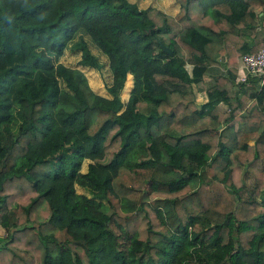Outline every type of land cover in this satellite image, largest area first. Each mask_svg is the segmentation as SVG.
<instances>
[{"label":"trees","instance_id":"1","mask_svg":"<svg viewBox=\"0 0 264 264\" xmlns=\"http://www.w3.org/2000/svg\"><path fill=\"white\" fill-rule=\"evenodd\" d=\"M175 1L0 0V264H264V0Z\"/></svg>","mask_w":264,"mask_h":264},{"label":"rangeland","instance_id":"2","mask_svg":"<svg viewBox=\"0 0 264 264\" xmlns=\"http://www.w3.org/2000/svg\"><path fill=\"white\" fill-rule=\"evenodd\" d=\"M129 1L134 2L138 7H146L148 5H152V6L158 7L159 9L162 10L160 4L157 3V1H159V0H129ZM78 56H79L78 52H74L71 50H65L64 53L61 55L60 60L63 63H66L70 66H79L76 64V60H77ZM79 67H81V66H79ZM103 67L106 68L105 65ZM81 68L84 71V74L86 75L87 82L90 85V87H92L94 89V91L101 92L104 94V91H103L104 89L102 86L103 77H102L101 71L100 72L94 71L91 68H85V67H81ZM218 72H219V70H218ZM215 73H217V72H213L212 74L209 75L208 72L205 71L204 79H206L208 81L211 80L214 77ZM129 82H130V78L127 79V83H126L127 87L125 88L124 93L129 88L128 87ZM201 99H202V95L197 94L195 100L197 102H199ZM251 102H253V99H250L247 102V104L249 105V104H251ZM81 170H84V162L81 164ZM248 181H249V178L247 179L246 182H248ZM211 188L213 189V187H211ZM75 189L77 192H83L82 188L79 187L78 185L75 186ZM212 189H211V192L213 193ZM207 195H208V191H207ZM222 195H221L222 203H220L218 207L223 209V210L227 209V207H231V209H232L233 206L235 205L234 200L233 199L232 200L231 199H228V200L224 199L226 197L224 195L223 196ZM261 209L262 208H258V206L254 205V204H242V205H238V206L236 205V207L234 209V213L240 218H246V217L252 216L254 214H257L258 212L261 211ZM3 236H5V231L2 228H0V237H3Z\"/></svg>","mask_w":264,"mask_h":264},{"label":"built area","instance_id":"3","mask_svg":"<svg viewBox=\"0 0 264 264\" xmlns=\"http://www.w3.org/2000/svg\"><path fill=\"white\" fill-rule=\"evenodd\" d=\"M188 69V68H187ZM249 76H257L258 86L264 80V47L253 52H245L239 56L237 82H245Z\"/></svg>","mask_w":264,"mask_h":264},{"label":"crops","instance_id":"4","mask_svg":"<svg viewBox=\"0 0 264 264\" xmlns=\"http://www.w3.org/2000/svg\"><path fill=\"white\" fill-rule=\"evenodd\" d=\"M157 3L158 4H160V6H161V8H162V11H164V12H166V13H168V14H174V13H176L177 12V10H178V8H179V5H178V3L175 1V0H159V1H157ZM257 14H262V11L260 10V9H258L257 10ZM261 23H262V25H264V16H262V18H261ZM223 69V66L220 64V65H212V66H209L207 69H206V71L208 72V74L210 75V74H212L213 72H218V70L220 71V70H222ZM216 74V73H215ZM203 78H204V75H203ZM258 86V85H257ZM259 87V86H258ZM262 104H263V107H264V100H263V102H262ZM212 184H214L213 186H214V188L215 189H218L219 187H221V185L220 184H217V183H212ZM216 186V187H215ZM217 186H219V187H217ZM217 193H218V191H216ZM220 194H223L226 198H227V200H228V198H230V196L229 195H227L224 191H222V193L221 192H219ZM222 195V196H223ZM226 198H224V199H226ZM221 203H222V201H221ZM236 205L238 206V204H235L234 206H233V210L235 209V207H236ZM261 208V207H260ZM220 210H223V209H221V208H219ZM227 209H231V207H227ZM227 209H224V210H227ZM262 210H264L263 208L261 209V211Z\"/></svg>","mask_w":264,"mask_h":264},{"label":"water","instance_id":"5","mask_svg":"<svg viewBox=\"0 0 264 264\" xmlns=\"http://www.w3.org/2000/svg\"><path fill=\"white\" fill-rule=\"evenodd\" d=\"M159 44H160V47H161L164 51H166V52H168V53H170V54L172 53L171 50H170L167 46L161 44L160 41H159Z\"/></svg>","mask_w":264,"mask_h":264}]
</instances>
